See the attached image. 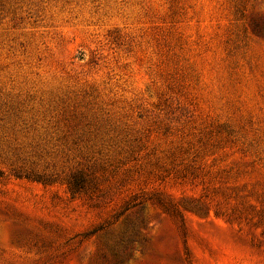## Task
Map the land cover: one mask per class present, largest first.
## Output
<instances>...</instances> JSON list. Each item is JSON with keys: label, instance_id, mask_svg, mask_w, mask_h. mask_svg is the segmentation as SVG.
Returning <instances> with one entry per match:
<instances>
[{"label": "rangeland", "instance_id": "374dc122", "mask_svg": "<svg viewBox=\"0 0 264 264\" xmlns=\"http://www.w3.org/2000/svg\"><path fill=\"white\" fill-rule=\"evenodd\" d=\"M0 264H264V0H0Z\"/></svg>", "mask_w": 264, "mask_h": 264}]
</instances>
